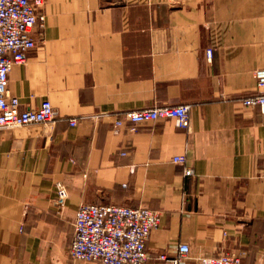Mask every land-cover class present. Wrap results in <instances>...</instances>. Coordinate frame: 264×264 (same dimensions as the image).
Listing matches in <instances>:
<instances>
[{
	"label": "crops",
	"instance_id": "crops-1",
	"mask_svg": "<svg viewBox=\"0 0 264 264\" xmlns=\"http://www.w3.org/2000/svg\"><path fill=\"white\" fill-rule=\"evenodd\" d=\"M38 13L8 91L22 108L48 99L56 118L0 131V264H96L70 254L81 203L157 210L145 264L179 242L187 264L230 250L264 264V112L241 103L264 69V0H45ZM177 104L186 128L114 127L125 110Z\"/></svg>",
	"mask_w": 264,
	"mask_h": 264
},
{
	"label": "built area",
	"instance_id": "built-area-1",
	"mask_svg": "<svg viewBox=\"0 0 264 264\" xmlns=\"http://www.w3.org/2000/svg\"><path fill=\"white\" fill-rule=\"evenodd\" d=\"M45 0H0V131L2 129L52 122L56 111L48 99L34 108H22L19 98L8 91V74L14 64L23 63L35 46L32 31L43 27L44 15L38 8ZM211 57L212 50H206ZM256 92L244 97L245 106H256L264 112V69L254 71ZM190 105H154L125 110L116 116L114 127L125 123L135 125L159 119H173L177 126L186 128L190 122ZM74 125L76 119H70ZM185 156L174 155L172 161L183 163ZM185 175L193 174L189 167ZM68 191L62 181L54 185L51 204L62 209ZM159 223V212L148 206H129L114 203H81L75 212L74 236L70 254L74 259L94 261L96 264H145L148 260L146 241ZM190 248L185 242L175 246V255L160 253L162 264H187ZM195 264H243L242 255L235 250L210 256H200Z\"/></svg>",
	"mask_w": 264,
	"mask_h": 264
}]
</instances>
